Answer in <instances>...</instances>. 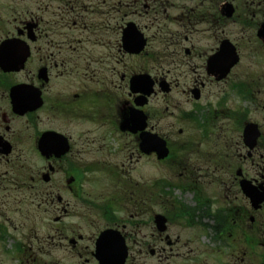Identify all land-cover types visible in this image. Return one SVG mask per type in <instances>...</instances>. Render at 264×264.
Here are the masks:
<instances>
[{
  "label": "flooded vegetation",
  "instance_id": "flooded-vegetation-1",
  "mask_svg": "<svg viewBox=\"0 0 264 264\" xmlns=\"http://www.w3.org/2000/svg\"><path fill=\"white\" fill-rule=\"evenodd\" d=\"M66 194L85 263L264 264V0H0V216Z\"/></svg>",
  "mask_w": 264,
  "mask_h": 264
},
{
  "label": "rangeland",
  "instance_id": "rangeland-1",
  "mask_svg": "<svg viewBox=\"0 0 264 264\" xmlns=\"http://www.w3.org/2000/svg\"><path fill=\"white\" fill-rule=\"evenodd\" d=\"M65 198L71 201L72 207H75L71 213V217L61 223L62 225L55 222L53 217L62 213L51 212L50 214H43L44 220H42L43 217L39 215L40 213L36 208L34 209V214L31 212L28 214L40 219L29 222L26 226L21 225L25 223V221L16 219L26 215V210L20 209L17 217L14 216L13 213L0 216L2 222L7 221V217L13 219L8 220L10 223H6L8 230L0 234V264H98L96 260L93 259L89 263L81 261L77 256V252L85 245H82L81 248L79 247L77 250H73L68 243L63 240L65 234L63 233L64 231L62 232L60 226H73L81 229L82 233L90 234L91 228L97 225H104L105 221L104 219L100 220L97 217L98 214L85 210L86 208H83L79 204V200L75 201L72 195L66 194ZM37 199L38 198H35V200ZM53 208L55 209V207ZM42 209L45 211V208ZM130 215H132V218H130L131 220L137 221L141 219L136 213H127L125 217ZM146 218H148V216H144V219ZM32 228L37 243L22 244V239L27 238V234ZM130 247L134 251L135 259L133 260L134 263L130 261L128 264H156L153 258H139L136 251H138L140 247L133 246L132 242L130 243Z\"/></svg>",
  "mask_w": 264,
  "mask_h": 264
},
{
  "label": "water",
  "instance_id": "water-1",
  "mask_svg": "<svg viewBox=\"0 0 264 264\" xmlns=\"http://www.w3.org/2000/svg\"><path fill=\"white\" fill-rule=\"evenodd\" d=\"M97 258L101 264H124L126 259V253H121L120 251L111 252L108 247H103L101 246V244H99Z\"/></svg>",
  "mask_w": 264,
  "mask_h": 264
}]
</instances>
